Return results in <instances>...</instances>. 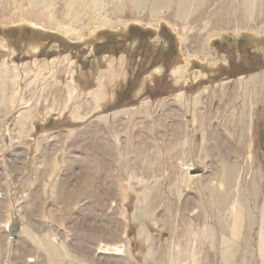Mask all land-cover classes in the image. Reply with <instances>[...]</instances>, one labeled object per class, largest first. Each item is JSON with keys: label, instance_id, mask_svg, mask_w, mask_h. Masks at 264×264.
<instances>
[{"label": "rangeland", "instance_id": "rangeland-1", "mask_svg": "<svg viewBox=\"0 0 264 264\" xmlns=\"http://www.w3.org/2000/svg\"><path fill=\"white\" fill-rule=\"evenodd\" d=\"M155 1L0 0V264H264V0ZM162 29L179 92L113 109Z\"/></svg>", "mask_w": 264, "mask_h": 264}, {"label": "trees", "instance_id": "trees-1", "mask_svg": "<svg viewBox=\"0 0 264 264\" xmlns=\"http://www.w3.org/2000/svg\"><path fill=\"white\" fill-rule=\"evenodd\" d=\"M163 30L164 29H162V31H160L159 33L162 36V39L165 40V42L171 40L170 35L164 34ZM152 39L153 37L142 40L139 38L137 49L135 50L136 54H134L133 61L140 62L141 59L144 58V55L141 54L140 50H142L143 48L148 49V47L150 51L148 55L150 56L152 62L153 60L158 61L156 59L157 57L158 59L159 57H161L162 60L164 59L163 62H160L161 64L157 65V66H161L164 73V76L161 78L160 85H157L153 82L151 83L152 85L150 87L146 88L144 85L141 84V81L143 80L142 78L151 73L148 71H152L157 66L154 67L155 65L154 66L152 65L151 68H147V67L144 68L141 67L140 63L135 65L134 72L132 73V71L130 70L131 74H129L130 76L127 80V83L124 85L122 89L117 90V96L115 100L116 102L115 105H113L112 107L113 109H117V108L119 109L128 106L130 101H132V103L138 102V100L136 99L137 97H141L142 99L158 100L161 98L173 96L176 94V92L177 93L179 92L178 89L175 88L172 79L170 78V70L174 66H176L178 62L177 60L179 56V51L177 49V46L166 42V48L163 49V47L161 48V46H158V48L154 52V47L151 44ZM105 45H106L105 43L100 44L97 50L98 52L96 58L91 57V59L87 61V64L90 67L89 72L96 71V67L91 65V63L94 60L97 59L103 60L102 56L105 52L103 51V47ZM123 53L124 50H114L112 56H121V54Z\"/></svg>", "mask_w": 264, "mask_h": 264}, {"label": "bare ground", "instance_id": "bare-ground-1", "mask_svg": "<svg viewBox=\"0 0 264 264\" xmlns=\"http://www.w3.org/2000/svg\"><path fill=\"white\" fill-rule=\"evenodd\" d=\"M169 1L170 0H156L155 1V4H154V13H158L159 12V10L160 9H162V8H167V6H168V3H169ZM247 1V3H248V0H246ZM196 2H198V0H190L187 4L185 3V0H184V2L182 3V5L180 4V6H179V8H178V12H179V14H178V17H181V16H184L185 14H187V12H189L190 10H191V7L192 6H194V5H192L191 6V4L192 3H196ZM247 16H248V14H247ZM6 71H5V69L4 68H0V103L3 101V96H4V92H3V90H4V85H3V78L6 76V73H5ZM2 104V103H1ZM26 118V115L23 113V114H21V116H20V121H22V119H25ZM236 168V167H235ZM194 177V176H193ZM235 178V171H232V168H230V167H226L225 168V179H226V181L225 182H227L226 184L228 185L227 187H229V188H231L232 187V184H233V181L235 180L234 179ZM221 182H222V180H221ZM223 185V184H222ZM221 186V185H220ZM223 187V186H222ZM227 190V189H226ZM233 189H231V191H232ZM212 192H213V190H211ZM211 192V193H212ZM227 192V191H226ZM229 193H230V191L228 192V195H229ZM232 194H233V192H231ZM213 194V193H212ZM227 194V193H226ZM222 198V197H221ZM224 198V197H223ZM234 198V197H233ZM229 200H230V197L228 198ZM227 199V200H228ZM224 202H223V204L225 203V205L224 206H226V200H223ZM231 201V200H230ZM229 201V202H230ZM221 202V201H220ZM233 202V201H232ZM222 204V205H223ZM228 205V204H227ZM228 207V206H227ZM224 211V210H223ZM236 211V210H235ZM241 211V210H240ZM242 212V211H241ZM240 213V212H239ZM243 213H245V212H243ZM234 214H236V212H234ZM239 215H241V213L239 214ZM238 217V216H237ZM236 217V218H237ZM248 218H249V216H248ZM236 221V220H235ZM243 221V220H242ZM242 221H240V222H242ZM250 220H248V222H249ZM252 221V220H251ZM250 221V222H251ZM230 222V221H229ZM249 222V223H250ZM238 223V222H237ZM252 223H253V221L250 223V226L252 225ZM236 224V223H235ZM234 224V225H235ZM226 226V225H225ZM231 226V225H230ZM239 226V225H238ZM240 226H243V225H240ZM237 227V226H236ZM229 231V230H228ZM233 232V231H232ZM238 232H239V230H238ZM263 232V231H262ZM230 233H231V230H230ZM234 233V232H233ZM237 233H235V235L233 234V236H237L236 235ZM240 234V233H239ZM240 238V237H239ZM230 245H228V247H229ZM225 249V248H224ZM51 251H52V253L54 254V251H53V247H52V249H51ZM230 250L228 249V248H226L225 249V252H224V258H222V260H223V262H224V264H231V262L232 261H230L229 260V256H230V252H229ZM234 252V251H233ZM236 253V252H235ZM237 254V253H236ZM232 256V255H231ZM221 260V261H222ZM246 260V259H245ZM262 260H263V256H262ZM233 263H234V261H233ZM232 263V264H233ZM243 263V262H242ZM234 264H236V263H234ZM238 264V263H237Z\"/></svg>", "mask_w": 264, "mask_h": 264}, {"label": "crops", "instance_id": "crops-1", "mask_svg": "<svg viewBox=\"0 0 264 264\" xmlns=\"http://www.w3.org/2000/svg\"><path fill=\"white\" fill-rule=\"evenodd\" d=\"M184 70V67H181V68H179L178 69V72L180 73V72H182ZM175 74H176V72H175ZM177 75V74H176ZM245 136V137H244ZM244 136H243V140L245 139L246 140V135L244 134ZM138 139H139V136H138ZM136 144L138 145V141L136 140ZM178 206H180V204H178ZM209 237H211V236H209ZM180 242V234L179 235H177L176 236V238H175V240L173 241V243L174 242ZM187 249V248H186ZM180 251H177V250H174V252H175V254L177 255V259H182V258H186V253H183V251H185L184 249H182V248H180L179 249ZM187 251H188V249H187ZM48 256H49V258H51V259H54V256H55V252H54V254L52 255V256H50L49 254H48Z\"/></svg>", "mask_w": 264, "mask_h": 264}, {"label": "water", "instance_id": "water-1", "mask_svg": "<svg viewBox=\"0 0 264 264\" xmlns=\"http://www.w3.org/2000/svg\"><path fill=\"white\" fill-rule=\"evenodd\" d=\"M198 173L200 174V173H202V171L198 170V169L191 170V174H198ZM19 232H20V227H13L11 229L10 235H11V237L14 238L19 234Z\"/></svg>", "mask_w": 264, "mask_h": 264}]
</instances>
